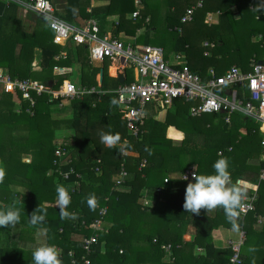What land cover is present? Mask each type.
Here are the masks:
<instances>
[{
    "label": "trees",
    "instance_id": "obj_1",
    "mask_svg": "<svg viewBox=\"0 0 264 264\" xmlns=\"http://www.w3.org/2000/svg\"><path fill=\"white\" fill-rule=\"evenodd\" d=\"M122 1H127L128 5L119 14L120 31L133 33L145 25L148 15L151 16L147 25L158 26L147 0H142L144 8L134 21L124 18L126 12L135 10L134 0ZM168 1L164 25L166 28L182 26L177 42L184 48L192 72L204 76L209 67H214L217 74H222L229 68L222 66L227 57L232 61L231 66L248 71L250 59H264V15H258L264 8L260 9V0ZM198 1L201 6L196 8L193 19L181 23L186 9ZM76 3L77 0H67L66 20ZM210 12H218L217 24L204 22ZM124 21L133 29L122 26ZM259 34L262 37L257 41ZM52 39L53 31L48 22L42 21L32 31H25L16 15V5L0 1V67L6 68L11 77L39 80L58 88L77 63L80 86H100L104 91L101 95L86 94L67 100L74 112L69 118L58 119L51 113L52 108L62 102L60 99L49 102L48 95L33 93L35 104L30 114L25 111L29 107L25 101L17 111L15 97L3 93L0 104L7 110L9 122L5 124L4 119H0V169L4 172L0 180V210L18 209L20 221L17 224L22 227L16 241L9 227L0 228V264H33L32 252L44 244L57 248L61 264H83V255L89 259V264H228L234 248L223 247L221 241L211 236L218 226L232 224L222 208L217 207L213 216L207 215L203 208L199 214L187 212L183 204L189 182L169 177L171 173H179L181 178L188 169L197 174H214L213 164L220 158L227 159L233 184L246 175L254 176L255 191L254 187L248 191L256 195L254 210L236 218L244 233L238 250L239 264H264V223L259 222L264 217V180L257 183L261 168L258 160L264 150L258 122L240 112L231 114L228 122L224 114L191 116L197 101L175 99L170 107L159 110L164 111L160 117L159 111L148 110L143 132L133 137L112 92L119 82L117 76L109 73V60L104 59L100 66H95L89 60L85 45L70 42L62 47ZM37 47L41 49L40 70H32ZM63 49L64 56L61 55ZM205 51L210 55H204ZM101 70L102 82L99 83ZM132 80V73L127 71L125 81ZM240 97L249 99L246 92L244 98ZM16 125L24 131L20 140L11 133V127ZM60 127L70 133L59 135L56 132ZM102 134L118 135L120 139L109 147L102 143ZM58 140L67 143L72 157V164L63 166L64 170L72 166L75 171L68 179L53 172ZM123 145L126 153L122 152ZM22 154L30 161L22 160ZM122 168L128 177L122 185L116 186L115 180ZM12 186H21L26 192ZM58 186L64 187L71 198L65 209L70 216L63 219L57 206ZM143 191H148L154 200L152 207L139 203ZM89 199L94 200L93 205H89ZM71 214L75 215L74 219ZM40 216L42 220L32 222V217ZM98 220L110 222L111 226L95 229L92 225ZM187 223L195 227L190 242L182 238ZM39 229L43 230L42 241L36 244ZM95 234L97 242L87 253L82 247L83 239ZM19 241L34 245L20 247ZM162 244L171 245V254L167 256L172 263L161 261L166 254ZM195 246L204 253L194 255Z\"/></svg>",
    "mask_w": 264,
    "mask_h": 264
},
{
    "label": "built area",
    "instance_id": "obj_2",
    "mask_svg": "<svg viewBox=\"0 0 264 264\" xmlns=\"http://www.w3.org/2000/svg\"><path fill=\"white\" fill-rule=\"evenodd\" d=\"M134 2L137 8L131 16L137 17L142 0H134ZM26 3L32 10L47 18L49 27L53 31V43L62 47L70 42L85 45L91 63H102L104 59H108L112 70L110 75L124 74V82L119 83L112 92L115 94L126 128L133 137H138L143 132L148 110L154 109L158 112L170 107L175 99H183L197 101L191 109V116L224 114L225 121L228 122L231 114L240 112L253 118L259 124L262 134L261 147L264 150V59H250L248 71L232 65L222 74H217L214 67H209L202 76L192 72L186 62L166 60L163 50L158 46L125 42L110 34L102 33L94 20L86 21L81 27L72 26L53 15V7L49 0H26ZM200 6L201 1H198L196 5L188 7L181 17V23L191 21L196 8ZM177 31L180 32V28ZM128 70L134 72V78L130 82L125 81ZM0 91L15 97L17 111L21 110L22 101H25L29 106L25 111L30 114H32L31 107L35 104L33 93L48 95L49 102L104 93L100 86L86 88L76 85L69 79L63 80L58 88H52L39 80L11 77L7 69L2 67H0ZM245 92L249 96L248 100L240 97L242 95L244 98ZM122 152H127L124 145ZM258 163H261V168L257 174V183L264 180V152ZM53 164L55 165L53 172L58 173L63 179H68L75 173L72 166L68 170L63 169V166L72 164V157L67 143L62 140L55 142ZM193 172H195L193 169L186 170L181 179L192 182ZM75 175L80 177L78 174ZM184 176L188 179H184ZM127 177V171L122 168L116 177V186L122 185ZM253 190L255 191V187ZM255 199V192L244 194L241 207L237 210L238 215L254 210ZM101 213H105L104 208L101 209ZM259 222L264 223V217L260 218ZM101 224L102 221L98 220L92 226L100 229ZM96 242V234L84 238L83 250L88 253ZM161 248L170 256L172 248L170 244H162ZM233 248L235 252L228 264H239V246L234 245ZM69 254L73 256L71 251ZM82 261L83 264H89V259L85 255L82 256ZM71 262L74 263V259Z\"/></svg>",
    "mask_w": 264,
    "mask_h": 264
},
{
    "label": "crops",
    "instance_id": "obj_3",
    "mask_svg": "<svg viewBox=\"0 0 264 264\" xmlns=\"http://www.w3.org/2000/svg\"><path fill=\"white\" fill-rule=\"evenodd\" d=\"M5 3H13L16 5V15L20 19L21 22V28L25 31H32L33 28L37 25L40 24L42 21L43 22H48L47 18L40 15L39 13L35 12L32 10L28 4L26 3V0H0ZM50 3L52 4L53 7V15L66 23L75 26V27H81L86 21L89 20H94L97 22L99 25V28L102 33L110 34L116 38H119L122 41L125 42H133L137 44H144V45H154L158 46L163 50V55L166 60L169 62H186L188 64L187 60V55L184 48L181 46L178 40L179 34L182 31V26H174L172 27H167L164 25V17L165 14L168 12V0H147L150 5L148 6L152 10V14L154 17L157 19V24L158 26H148L146 22H148L149 18L151 15H148V20H145V25L137 28L133 33H128L122 29L121 31L119 30V14L123 12L127 5V1H122V0H77V3L70 8V16L69 20L65 19V15L67 14V0H49ZM135 5V2H134ZM135 5V9H136ZM144 8V2L142 1V5L139 8V15L137 17H140V11ZM109 9V11H107ZM132 12H126L125 14V20L126 21H134V18L131 16ZM236 13V12H235ZM258 15H264V11H261L258 13ZM219 14L218 12H210L207 13L204 19V22L209 24H217L219 21ZM190 22V21H189ZM122 26H124L127 30H132L133 27L131 24L129 25L127 22H123ZM161 27H164L167 32H168V38L167 42L169 44V52L164 53V49L160 45H155V44H150L148 41L150 39H153V37L158 35V31L160 30ZM180 28V32L177 31V29ZM256 40L258 41L262 36L259 34L256 36ZM69 44V43H68ZM40 48H35L34 49V57L33 61L31 62V69L32 70H40ZM66 51L63 49L61 52V55H65ZM204 55L209 56L210 52L205 51ZM99 63V62H97ZM102 64V63H101ZM99 66V65H98ZM75 67L78 69L79 72V65L77 63H74L72 68ZM6 69V68H4ZM109 69H110V62H109ZM111 71V70H110ZM133 78H134V72H133ZM113 76V75H112ZM80 82V79H79ZM3 92L0 91V99H2ZM14 100V99H13ZM14 102V101H13ZM0 119L3 120L2 123H7L9 120H7V110L0 104ZM7 125H5L6 127ZM11 133L15 134L16 139L20 140L21 136L24 134V131L21 129L20 126H12L11 127ZM16 147V146H15ZM14 147V148H15ZM9 148V147H8ZM15 150L18 151L17 148ZM5 151V147H4ZM9 151V150H8ZM8 151L4 152L3 156L6 158L8 155ZM21 159L25 161H30L29 157H24L23 154L21 155ZM257 161V160H256ZM256 161H253L256 163ZM171 179L179 180L180 174L179 173H171L169 175ZM245 181V185H242V190L243 192H248L251 190L253 187H255V180L254 176L252 175H246L243 179ZM15 190H18L20 192H26V190L21 187V186H12ZM139 203L144 205H148L152 207L154 205V200L152 199L150 193L148 191H143V194L141 198L139 199ZM0 206H2V203L0 201ZM205 213L207 215L213 216L216 213V209L207 211L206 209ZM223 211V209H222ZM221 211V212H222ZM224 212V211H223ZM258 225H261L258 223ZM258 225H255V227H259ZM111 226L110 222H103L101 224V227L104 228H109ZM22 225L16 224L14 227H9L12 232V239L14 241L17 240L18 238V233L21 229ZM5 229L7 227H4ZM43 233L42 229H39L36 233V235H40ZM195 234V227L191 223H187L186 227L183 229L182 232V238L184 242H190L192 240L193 235ZM211 236L214 239H218L221 241L223 247H228V246H239L242 244L244 240V233L241 229L238 228V230H233L232 224L229 226H223L220 225L217 228H215ZM37 238V237H36ZM241 242V243H240ZM32 242H29L27 244L24 241H19L18 245L20 247L25 246L26 244L28 246H33L34 244ZM204 253V250L199 247H194L193 248V254L194 255H200ZM161 261L164 263H172V260L168 259L167 254L161 258ZM2 260L0 259V263ZM143 264H150V263H143Z\"/></svg>",
    "mask_w": 264,
    "mask_h": 264
},
{
    "label": "clouds",
    "instance_id": "obj_4",
    "mask_svg": "<svg viewBox=\"0 0 264 264\" xmlns=\"http://www.w3.org/2000/svg\"><path fill=\"white\" fill-rule=\"evenodd\" d=\"M260 9L264 8V0H260ZM118 135L102 134V143L109 147L114 146L119 141ZM214 174H197L193 172V181L189 182L185 190V199L183 208L191 214H199L200 210L207 211L220 207L223 209L226 218L232 223L233 230H238L239 226L236 223L238 209L241 207L244 192L242 185L245 181L238 180L234 184L231 181V174L229 172V163L226 158H220L213 164ZM4 172L0 169V180L3 179ZM184 179H188L184 176ZM57 206L60 209L61 218L69 217L70 214L65 211L71 202L68 191L58 186ZM89 205L94 204L93 199L88 200ZM71 218H75L71 214ZM32 222L42 220L43 216L32 217ZM20 221V211L14 207L6 210H0V228L14 227ZM33 264H61L59 259V252L53 245L44 244L37 247L32 252Z\"/></svg>",
    "mask_w": 264,
    "mask_h": 264
},
{
    "label": "rangeland",
    "instance_id": "obj_5",
    "mask_svg": "<svg viewBox=\"0 0 264 264\" xmlns=\"http://www.w3.org/2000/svg\"><path fill=\"white\" fill-rule=\"evenodd\" d=\"M167 38H168V32L167 30L164 28V27H161L160 30L158 31V35L153 37V39H150L148 42L150 44H155V45H160L162 46V48L164 49V53H165V56H166V53L169 52V44L167 42ZM257 38V37H256ZM255 38V40H256ZM258 39V38H257ZM177 41V40H176ZM204 45H207L206 42H203ZM204 54V53H203ZM264 57V55H263ZM93 65L95 66H100L101 63H92ZM232 64V61L227 58H225V60L222 61V66L224 67H229L231 66ZM227 68V69H229ZM226 69V70H227ZM130 71L132 74H133V71L132 70H128ZM109 73L110 72V69H109ZM68 79L75 83L76 85H80V82H79V79H80V73L78 72V69H76L75 67H73L70 71V73L68 74ZM52 82H50L49 84H51ZM72 105H70L68 103L67 100H64L62 102H60L58 105L54 106L52 108V113L51 115L54 117V119H58V118H69V116L71 117L74 110H72ZM162 113L164 111H161ZM159 111V114L161 113ZM162 113L158 116L160 117L162 115ZM209 115L211 114H207L205 117H208ZM56 133H58L59 135H66L68 133H70L67 128H63V127H60V130H58ZM58 139H63L64 136H56ZM177 142V141H176ZM36 244L40 241H42V237L40 235H36ZM242 244L239 245V247L241 246Z\"/></svg>",
    "mask_w": 264,
    "mask_h": 264
},
{
    "label": "water",
    "instance_id": "obj_6",
    "mask_svg": "<svg viewBox=\"0 0 264 264\" xmlns=\"http://www.w3.org/2000/svg\"><path fill=\"white\" fill-rule=\"evenodd\" d=\"M102 75H103V72H102V70H101V71H100V75H99V83L102 82ZM117 79H118V82H119V83L124 82V74H122V73L118 74V75H117Z\"/></svg>",
    "mask_w": 264,
    "mask_h": 264
},
{
    "label": "bare ground",
    "instance_id": "obj_7",
    "mask_svg": "<svg viewBox=\"0 0 264 264\" xmlns=\"http://www.w3.org/2000/svg\"><path fill=\"white\" fill-rule=\"evenodd\" d=\"M111 70V69H110ZM112 71V70H111Z\"/></svg>",
    "mask_w": 264,
    "mask_h": 264
}]
</instances>
